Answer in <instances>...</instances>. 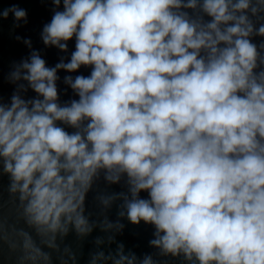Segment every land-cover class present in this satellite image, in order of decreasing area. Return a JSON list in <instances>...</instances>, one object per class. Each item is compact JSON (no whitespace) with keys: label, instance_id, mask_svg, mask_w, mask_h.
<instances>
[{"label":"clouds","instance_id":"obj_1","mask_svg":"<svg viewBox=\"0 0 264 264\" xmlns=\"http://www.w3.org/2000/svg\"><path fill=\"white\" fill-rule=\"evenodd\" d=\"M51 3L43 44L68 52L74 39L75 50L51 67L32 50L9 73V102L0 97V177L26 223L50 248L97 227L111 244L124 225L104 213L121 201L118 216L153 226L149 246L162 256L264 264V0ZM10 13L27 22L15 5L0 19ZM82 67L90 74L63 78L77 98L61 103L58 73ZM101 176L127 191L97 193L103 219L92 221L86 200ZM21 234L19 264L48 259ZM89 264L158 262L121 243Z\"/></svg>","mask_w":264,"mask_h":264},{"label":"water","instance_id":"obj_2","mask_svg":"<svg viewBox=\"0 0 264 264\" xmlns=\"http://www.w3.org/2000/svg\"><path fill=\"white\" fill-rule=\"evenodd\" d=\"M14 5L27 11V22L15 21L11 13L7 19H0V97L5 103L9 102L16 87L8 80L10 71L16 63L26 59L32 50H38L50 67L58 63L61 58L67 62L71 52L75 50L74 39L68 42V52H61L55 47H46L41 40L42 28L50 22L53 15L54 5L51 0H0V9H7ZM59 10H62V5ZM17 23H19L18 27ZM17 36L21 39L17 40ZM24 39L31 40V49L23 43ZM261 39L255 37L254 42L259 44ZM78 74L89 75L90 69L82 67L78 73L69 74L63 71L58 73L60 80L57 84L61 103L77 98L72 90L63 83V78L65 75L75 76ZM25 96L31 98L35 96V93L29 90ZM67 130L73 131L72 129ZM8 184L7 175L0 177V264H19L18 258L29 254L23 248L21 229L29 233L36 246L48 254V259L37 256L35 261L25 260L24 264H89L92 253L98 250L104 251L105 254L109 251L114 253L117 245L121 243L124 245L126 253L133 252L139 258L145 254H151L158 264H188L182 256H162L158 249L150 247L149 241L154 238V227L143 222L133 225L126 218H120L118 210L121 201H116L111 209L104 213L110 221L119 220L124 225L122 232L115 234L114 243L107 242V237L112 235L111 233L102 232L97 227L90 235L83 238L78 237L74 231L70 232L63 240H58L59 249L50 248L47 246L49 238L38 234L26 223L18 198L7 191ZM126 191L127 188L123 181L118 185H107L101 176L87 196L86 214L90 215L92 221L103 219L101 209L95 200L97 193L111 194ZM141 196L147 198V193H141ZM98 237L105 240L99 249L95 244ZM31 254L36 255L34 251ZM71 255L75 256L74 261L70 258Z\"/></svg>","mask_w":264,"mask_h":264}]
</instances>
